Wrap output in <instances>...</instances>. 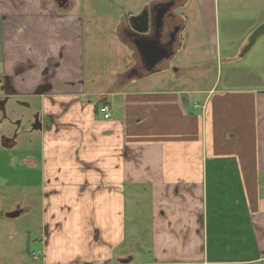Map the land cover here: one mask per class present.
<instances>
[{
  "label": "crops",
  "instance_id": "crops-1",
  "mask_svg": "<svg viewBox=\"0 0 264 264\" xmlns=\"http://www.w3.org/2000/svg\"><path fill=\"white\" fill-rule=\"evenodd\" d=\"M176 2L172 59L143 66L140 11L96 72L81 0H0V264H264V80L220 86L215 0Z\"/></svg>",
  "mask_w": 264,
  "mask_h": 264
},
{
  "label": "rangeland",
  "instance_id": "rangeland-1",
  "mask_svg": "<svg viewBox=\"0 0 264 264\" xmlns=\"http://www.w3.org/2000/svg\"><path fill=\"white\" fill-rule=\"evenodd\" d=\"M81 2L85 19L84 60L86 65L92 64L96 67V72L108 71L115 66H120L125 56L128 55L129 48L121 43L122 40L115 30V24L126 14L139 13L153 0H81ZM215 4L217 5L220 58L213 62L212 76L218 78L220 86L226 82L245 86L261 85L260 79L264 80V34L257 38L247 53L243 54V51L250 40L245 37L250 26H259L264 22V0H215ZM198 8L197 5L189 10L192 20L189 29L190 31L199 29L201 33L204 31V25ZM250 19H252L251 22ZM184 35L187 37V31ZM199 39L203 43L201 49L208 48L206 36L202 34ZM244 41H246L245 44ZM241 46H243L242 49ZM202 54L203 59L209 58V54L204 51ZM176 63H178L177 60L172 63L171 67L177 66ZM8 187H1L5 208L10 198L22 195V188L12 196L8 192L10 190ZM36 193L37 196L40 194L39 186L36 188ZM24 196L26 197V194ZM35 208L38 209V207ZM36 213L38 220L39 212ZM17 218L18 223L26 224L28 221L27 216Z\"/></svg>",
  "mask_w": 264,
  "mask_h": 264
},
{
  "label": "flooded vegetation",
  "instance_id": "flooded-vegetation-1",
  "mask_svg": "<svg viewBox=\"0 0 264 264\" xmlns=\"http://www.w3.org/2000/svg\"><path fill=\"white\" fill-rule=\"evenodd\" d=\"M61 8H68V0H56ZM176 0H162L158 3H152L148 7L144 8L139 14L144 15L147 11L150 15L152 22V29L144 34L138 33L132 27L130 18L128 20L130 31L128 32L134 42L138 38H154L160 44L167 47L168 51L165 55L159 57L158 64L166 62L173 57L175 47H177L182 41L180 33L184 28V22L180 16L176 13ZM161 17V25L158 26V19ZM142 64L145 68H150V63L141 56Z\"/></svg>",
  "mask_w": 264,
  "mask_h": 264
},
{
  "label": "water",
  "instance_id": "water-1",
  "mask_svg": "<svg viewBox=\"0 0 264 264\" xmlns=\"http://www.w3.org/2000/svg\"><path fill=\"white\" fill-rule=\"evenodd\" d=\"M130 21L132 24V27L135 31L138 33L146 34L152 29V22L149 13L146 11L144 15L138 14V15H131ZM161 17L158 19V26L161 24ZM264 34V22L260 24L251 34L249 43L245 47L243 54H245L255 43L257 38ZM136 47L141 54L142 57H144L149 63L150 68L156 66L158 61L160 60L159 57L166 54L168 51L167 47L160 44L156 39L154 38H146L141 37L136 40ZM20 212L14 211L10 212L7 215L10 217L17 216Z\"/></svg>",
  "mask_w": 264,
  "mask_h": 264
},
{
  "label": "built area",
  "instance_id": "built-area-1",
  "mask_svg": "<svg viewBox=\"0 0 264 264\" xmlns=\"http://www.w3.org/2000/svg\"><path fill=\"white\" fill-rule=\"evenodd\" d=\"M101 110L104 112L105 118L111 117V109L110 106L107 103H103L101 106Z\"/></svg>",
  "mask_w": 264,
  "mask_h": 264
},
{
  "label": "trees",
  "instance_id": "trees-1",
  "mask_svg": "<svg viewBox=\"0 0 264 264\" xmlns=\"http://www.w3.org/2000/svg\"><path fill=\"white\" fill-rule=\"evenodd\" d=\"M103 103H105V102H102L101 104H103Z\"/></svg>",
  "mask_w": 264,
  "mask_h": 264
}]
</instances>
